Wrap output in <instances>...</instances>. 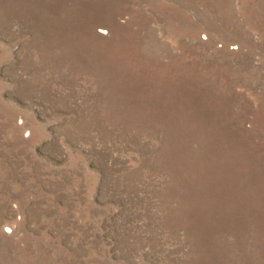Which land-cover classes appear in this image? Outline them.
I'll return each instance as SVG.
<instances>
[{"label": "rangeland", "instance_id": "374dc122", "mask_svg": "<svg viewBox=\"0 0 264 264\" xmlns=\"http://www.w3.org/2000/svg\"><path fill=\"white\" fill-rule=\"evenodd\" d=\"M0 264H264V0H0Z\"/></svg>", "mask_w": 264, "mask_h": 264}]
</instances>
